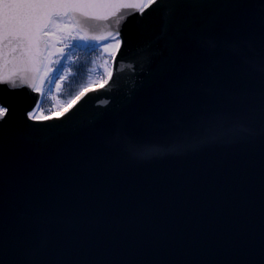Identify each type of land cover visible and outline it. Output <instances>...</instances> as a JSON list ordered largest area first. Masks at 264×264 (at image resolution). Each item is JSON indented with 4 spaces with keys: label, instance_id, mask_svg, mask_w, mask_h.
Wrapping results in <instances>:
<instances>
[{
    "label": "water",
    "instance_id": "water-1",
    "mask_svg": "<svg viewBox=\"0 0 264 264\" xmlns=\"http://www.w3.org/2000/svg\"><path fill=\"white\" fill-rule=\"evenodd\" d=\"M107 2L106 94L52 124L0 85V264H264V0ZM41 66L0 39V79Z\"/></svg>",
    "mask_w": 264,
    "mask_h": 264
},
{
    "label": "snow or ice",
    "instance_id": "snow-or-ice-1",
    "mask_svg": "<svg viewBox=\"0 0 264 264\" xmlns=\"http://www.w3.org/2000/svg\"><path fill=\"white\" fill-rule=\"evenodd\" d=\"M158 2L159 0H148L147 6L150 7ZM131 7H134V5H114L107 2V0H0V39L6 40L9 43L15 42L17 47L23 43H26L29 46H34L37 50L38 62L43 64V51L41 45H43L45 49L48 47V41L44 38L53 35V29L59 28L62 23L67 26V21L73 20L75 14L78 13L84 20H107L109 19L108 16L96 17L94 15L95 10ZM140 11L141 13L144 12L143 9ZM112 15L115 16L116 13L113 12ZM110 37L115 42L116 48L119 49L121 43L119 39V31L115 34L110 33ZM71 39L75 40L76 43L70 46V50L71 48L94 49L96 45L92 42L103 38L90 36L86 30H82V32H77L75 36H72ZM58 53L61 58L55 61V70L47 65H43V68L45 69L44 76L51 73V77L48 79L49 85L56 87H58L56 81L61 80L64 76L68 75L67 69L69 68V65H66L64 61L70 60L71 58L68 53H65L64 49H58ZM112 56L114 59L115 53H112ZM121 56H123V53H121ZM114 63L118 68V62H115L114 60ZM83 67V65L79 66L81 70H83ZM38 71H40V69H38ZM106 75L109 79L104 82L105 93H101L98 89L95 90L93 96H88L87 99L83 101L80 105L81 108L87 102L99 99L100 95L106 94L109 83H115V81L111 79L113 76L112 71H106ZM40 80L41 83H43L44 77H40ZM0 85L7 86L11 91L22 90L24 86L27 85L30 89L34 90V93H39L40 95L29 93L32 102L30 107L25 110L24 116L29 121L42 122L49 120V116L44 115L45 109L43 104L46 97L42 88L38 87L36 83L29 82V80L20 77V83L17 84L16 79L6 77L0 79ZM48 91L49 93L51 92V87ZM80 95L83 96L84 93L81 92ZM47 111L50 114L52 110L48 109ZM77 111H79V109H77ZM8 114L9 109L0 105V122H3L4 117ZM68 118L67 115L64 116V119ZM61 122L62 120L59 116L51 119L52 124H58Z\"/></svg>",
    "mask_w": 264,
    "mask_h": 264
},
{
    "label": "trees",
    "instance_id": "trees-1",
    "mask_svg": "<svg viewBox=\"0 0 264 264\" xmlns=\"http://www.w3.org/2000/svg\"><path fill=\"white\" fill-rule=\"evenodd\" d=\"M96 63H101L98 53L96 51H88V48H84V51L80 53V57L74 65L69 80L64 84L61 92L63 99L77 97L90 86L89 81ZM81 65L84 66L83 70L79 68Z\"/></svg>",
    "mask_w": 264,
    "mask_h": 264
},
{
    "label": "rangeland",
    "instance_id": "rangeland-1",
    "mask_svg": "<svg viewBox=\"0 0 264 264\" xmlns=\"http://www.w3.org/2000/svg\"><path fill=\"white\" fill-rule=\"evenodd\" d=\"M78 31L73 27L71 21H67V26H65L63 23L59 26V28H54L53 29V35L54 36V41L56 42L60 38L63 42H66V40L71 39L72 36H75ZM97 48L101 50V54L104 57V65L106 70L110 71L111 66H112V56L110 53H108L105 49L104 46L106 42H94ZM61 58V57H60ZM59 58V59H60ZM96 79L95 77H93ZM48 84L44 81L43 83L40 84L39 87L44 90L47 87Z\"/></svg>",
    "mask_w": 264,
    "mask_h": 264
},
{
    "label": "bare ground",
    "instance_id": "bare-ground-1",
    "mask_svg": "<svg viewBox=\"0 0 264 264\" xmlns=\"http://www.w3.org/2000/svg\"><path fill=\"white\" fill-rule=\"evenodd\" d=\"M106 47L109 48V44Z\"/></svg>",
    "mask_w": 264,
    "mask_h": 264
}]
</instances>
